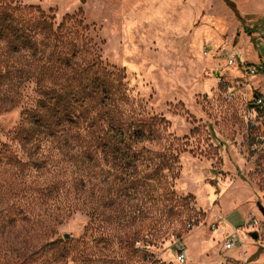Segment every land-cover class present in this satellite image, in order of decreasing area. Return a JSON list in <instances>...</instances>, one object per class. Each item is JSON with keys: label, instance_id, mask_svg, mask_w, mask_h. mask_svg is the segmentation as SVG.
Returning <instances> with one entry per match:
<instances>
[{"label": "rangeland", "instance_id": "1", "mask_svg": "<svg viewBox=\"0 0 264 264\" xmlns=\"http://www.w3.org/2000/svg\"><path fill=\"white\" fill-rule=\"evenodd\" d=\"M15 1L73 16L69 37L124 71L125 118L164 122L128 176L77 141L20 142L35 86L0 87V264H264V0Z\"/></svg>", "mask_w": 264, "mask_h": 264}, {"label": "trees", "instance_id": "2", "mask_svg": "<svg viewBox=\"0 0 264 264\" xmlns=\"http://www.w3.org/2000/svg\"><path fill=\"white\" fill-rule=\"evenodd\" d=\"M72 18L66 15L55 27L54 16L39 6L0 0V87L33 82L37 93L34 106L22 112L17 136L35 149L49 139L80 142L89 161L106 154L129 176L164 120L125 118L118 103L126 99L124 71L89 57L85 46L69 37L65 22ZM257 72L264 74V68ZM176 162L168 157L153 174L162 166L174 173Z\"/></svg>", "mask_w": 264, "mask_h": 264}, {"label": "built area", "instance_id": "3", "mask_svg": "<svg viewBox=\"0 0 264 264\" xmlns=\"http://www.w3.org/2000/svg\"><path fill=\"white\" fill-rule=\"evenodd\" d=\"M229 61L231 62V58H229ZM248 71L251 73V74H255L257 73V69L255 67H252V68H248ZM256 103L257 104H262V99L261 98H258L256 100ZM253 146L256 148V144H253ZM216 218V217H215ZM222 220L221 216H218L216 218V221L212 224V228L213 229H218V225H219V222ZM252 224H256V221L255 219H253L252 221ZM239 242L238 239H236V237L234 235H225V240L223 242V246H224V249L226 250H231L233 249L236 244ZM185 258H186V251H185V248L183 246H179L178 247V250H177V254H176V260L180 263L184 262L185 261Z\"/></svg>", "mask_w": 264, "mask_h": 264}, {"label": "water", "instance_id": "4", "mask_svg": "<svg viewBox=\"0 0 264 264\" xmlns=\"http://www.w3.org/2000/svg\"><path fill=\"white\" fill-rule=\"evenodd\" d=\"M258 208H259L260 212L264 215V208H262V206H260V205H258ZM64 237H65V238H68V234H65ZM252 237H253L254 239H256V238H257L256 233H253V234H252Z\"/></svg>", "mask_w": 264, "mask_h": 264}]
</instances>
